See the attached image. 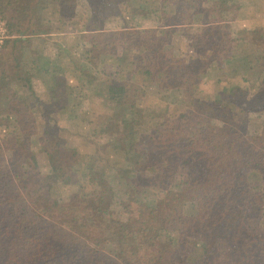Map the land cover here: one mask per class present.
I'll return each instance as SVG.
<instances>
[{
	"label": "trees",
	"instance_id": "16d2710c",
	"mask_svg": "<svg viewBox=\"0 0 264 264\" xmlns=\"http://www.w3.org/2000/svg\"><path fill=\"white\" fill-rule=\"evenodd\" d=\"M80 1L0 0L11 35L0 49V125L11 128L0 138V264H264V24L234 31L233 0H159L154 26L124 22L110 30L109 9L136 18L149 0ZM78 3L91 14L78 40L93 59H115L118 75L105 80L106 97L125 105L102 128L112 158L84 163L61 146L59 126L49 121V106L71 107L61 62L38 52L30 69L19 70L25 49L37 44L41 51L48 42L57 9L60 20L67 10L75 15ZM181 33L190 55L174 44ZM87 60L81 76L95 79ZM226 70L244 71L245 84L256 73V92L243 86L227 101L197 96L203 79ZM44 73L46 100L29 92L32 78ZM36 104L47 113L40 144L49 173L40 171L33 150ZM252 115L261 118V131L247 134ZM83 180L90 193L70 201L47 190ZM113 180L126 185L136 206L125 205L119 218ZM38 191L42 204L33 196Z\"/></svg>",
	"mask_w": 264,
	"mask_h": 264
},
{
	"label": "rangeland",
	"instance_id": "374dc122",
	"mask_svg": "<svg viewBox=\"0 0 264 264\" xmlns=\"http://www.w3.org/2000/svg\"><path fill=\"white\" fill-rule=\"evenodd\" d=\"M83 1V0H81ZM80 1V2H81ZM159 0H149V4H147V9L145 11H140L139 17L134 18L133 13L130 14L128 11L125 13L120 11L119 16L113 10V8L109 9L106 12V15L110 18L108 24L106 25L107 29L110 30H118L124 27V22H128L129 25L135 28H145L154 26L152 24L153 20H156L159 15L157 13L158 5L160 2ZM142 2V0H141ZM234 4H237L238 7H233L234 13L231 16L236 15V19L232 18L229 20V23L232 24V28L234 31L244 28H252L256 25H263L264 24V0H233ZM133 4H141L138 0H134ZM132 4V5H133ZM233 4V6H235ZM83 5V3H82ZM80 5L79 3L75 6V18H71L70 11L62 15L63 17L58 20V9L55 12V16L51 21L52 25L49 27L53 32H70L73 33V29L78 32L76 36H67L64 38L63 46L68 49L70 45L74 52H76L77 60H73L71 58L70 62L75 63L76 71L71 70V72L66 73V81L68 89H66L67 95L69 97V103L71 107L64 108L63 111H55L53 107H48V114L51 115V119L49 120L51 124L58 125L59 130H57V138L60 142L61 146L64 148L72 149L77 151V158L78 161L84 163L92 160L93 158L105 157L110 155L109 148H106L108 144L109 136L103 132L106 124L108 123L109 118L112 116H121L123 110L125 109V105L118 104L107 99V86L106 79L108 78H117V70L115 67L112 66L116 61L114 58H105V61L102 59L95 60L93 59L94 55H86L85 48L81 44V40L79 41V32L81 29L86 27L87 23L91 21L90 19V12L86 8L85 5ZM144 5V4H143ZM55 5H51L48 11H52ZM120 8V7H119ZM120 10V9H119ZM169 10V9H168ZM170 13L173 11L169 10ZM157 12V13H156ZM71 14V15H70ZM134 18V19H133ZM71 20V22H69ZM172 23H176L173 20ZM68 35V34H67ZM174 44L177 50L182 52V54L190 55L192 53V49L189 48L187 44V39L184 34L177 35L174 38ZM63 49V48H62ZM81 52L84 54L82 55ZM36 53V50H35ZM80 53V54H79ZM36 57V54H34ZM83 56V57H82ZM24 54L21 55V60L23 59ZM91 59V63L89 65L91 67L90 72L94 71L99 73L95 79L87 78L86 76H81L82 72V64L84 59ZM112 58V59H111ZM88 62V60H87ZM110 62V63H109ZM32 64L31 61L26 59L24 61L23 68L20 66V71L23 74L25 72L24 69L27 70L26 66H30ZM84 71V70H83ZM245 74L244 71H240V73L231 74L230 72L224 71L221 73H216L211 75L210 78L203 79L202 83L198 86L197 89V96L216 100L219 98H223L224 101L228 100V96H234L238 92L240 87L243 86L247 89L251 90L252 92H256V83H258V77L256 73L253 75H249L252 77L250 78L249 82L245 84L241 79ZM246 76V74H245ZM100 82V83H96ZM105 83H103V81ZM42 88V90H40ZM32 90L29 91L33 93L35 97L46 100L49 96V90H46L44 87H40L35 84ZM149 96L156 100L155 98H159V94L154 92V89H148ZM45 93V94H44ZM36 99V98H35ZM33 98L29 100L32 101ZM34 104V103H33ZM36 104L34 106V110H36V117H37V133L36 136L32 139L33 150L38 161V167L42 173H49L50 165L48 161V156L46 155L42 145L40 144V137L42 143L45 144V137L41 136L44 130L45 122L47 121V117L44 114H47L45 109L42 107L37 108ZM184 106H187L185 103L176 105V110L184 109ZM174 107V108H175ZM79 115L76 117V115ZM263 119V118H262ZM262 123L261 118L255 117L252 115L249 117L247 121V126L245 127V132L247 134H255L258 131H261ZM11 128L8 126H1L0 125V138L6 134V132L10 131ZM37 135L39 137L37 138ZM94 156L90 158L89 156ZM112 155H110V158ZM89 157V158H88ZM90 159V160H89ZM106 162V160H105ZM105 162H100L98 166L102 168L101 165L106 164ZM114 186V180L112 181ZM92 187L88 184L87 180H83L79 184L77 183H54L47 186V190L50 196L60 198L62 200L70 201L76 195L83 196L90 193ZM117 192V207L115 209L116 217L123 216L124 214V206H128L129 208L135 209L136 206L131 205V198L132 194L128 193L127 196V187L125 184H121L120 186H115ZM76 192H79L77 194ZM130 194V197H129ZM36 203L42 204V201L45 199L42 194L38 191L34 193ZM152 198H157L155 193L151 194ZM124 200H128L126 204H124ZM123 201V204H122ZM133 204V203H132ZM188 210V209H187ZM102 247L105 248L107 251H111L114 249V246L109 243L105 242L102 244ZM113 251V250H112Z\"/></svg>",
	"mask_w": 264,
	"mask_h": 264
},
{
	"label": "crops",
	"instance_id": "0c3cea01",
	"mask_svg": "<svg viewBox=\"0 0 264 264\" xmlns=\"http://www.w3.org/2000/svg\"><path fill=\"white\" fill-rule=\"evenodd\" d=\"M71 18H75V15H71ZM69 22H71V20H69ZM152 24H153V22H152ZM76 33H78V32H76L74 29H73L72 34L70 32H62L61 33V32L50 31L48 34L44 35V37L48 38V42L44 43V45L39 44V48H40L39 50H41V49L42 50L41 51L36 50V53H35V46L37 44L34 45L33 47H31L33 49H31V48L25 49L23 60L26 61V59H28L29 61H32L36 58L34 54L37 55L38 52H43L44 55L48 56V58H50L51 60H53V61L55 59L59 60L61 62L60 65L62 66L64 72L69 74V72H71V70L76 71L75 63L73 64V62H70L71 61V55H72L73 60L74 59L76 60V57H75L76 52L71 50L72 47L70 45L68 46V49L63 46L64 38H66V37H62V36H67V38L70 39L69 36H76ZM79 35H80V32H79ZM84 48H85V45H84ZM65 54H67V55H65ZM30 66H29V69L31 68ZM26 67H28V66H26ZM51 70H52V72H54L55 69L52 68ZM55 72H60V69H57ZM49 79H50L49 76H47L45 73L42 76L39 75L37 77H33L32 78L33 87L36 84L37 87L42 86L46 90H49V88L46 84V82H47L46 80H49ZM40 90H42V88H40ZM42 92H43V90H42Z\"/></svg>",
	"mask_w": 264,
	"mask_h": 264
},
{
	"label": "built area",
	"instance_id": "2783aa9c",
	"mask_svg": "<svg viewBox=\"0 0 264 264\" xmlns=\"http://www.w3.org/2000/svg\"><path fill=\"white\" fill-rule=\"evenodd\" d=\"M9 27L3 11L0 9V49L4 48L11 38Z\"/></svg>",
	"mask_w": 264,
	"mask_h": 264
}]
</instances>
